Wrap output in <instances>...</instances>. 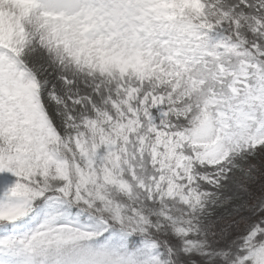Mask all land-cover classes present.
Masks as SVG:
<instances>
[{
  "label": "snow or ice",
  "instance_id": "1",
  "mask_svg": "<svg viewBox=\"0 0 264 264\" xmlns=\"http://www.w3.org/2000/svg\"><path fill=\"white\" fill-rule=\"evenodd\" d=\"M0 264H264V0H0Z\"/></svg>",
  "mask_w": 264,
  "mask_h": 264
}]
</instances>
